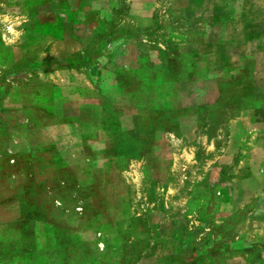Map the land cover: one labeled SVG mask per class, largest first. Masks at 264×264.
Here are the masks:
<instances>
[{"label":"rangeland","instance_id":"374dc122","mask_svg":"<svg viewBox=\"0 0 264 264\" xmlns=\"http://www.w3.org/2000/svg\"><path fill=\"white\" fill-rule=\"evenodd\" d=\"M89 1L0 0L1 113L9 91L19 86L24 90L31 83H38L44 77L40 73L51 62L49 44L32 40L39 28L31 21L48 24L54 20L46 10L40 14L39 8L59 4V13H54L61 18L68 5ZM149 2H153L154 9L148 12ZM108 3L122 6L123 18L137 19L138 36L152 42L156 61L166 75L184 78L189 101L187 119L156 112L151 120L140 119L141 149L152 150V137L165 134L166 141L171 142L173 173L148 180L142 171L145 164L142 154L137 157L140 160L136 162L138 172L132 182L136 198L132 207L140 210V214L124 225L128 232L122 235L129 254L135 252L138 243L140 257L146 260L144 264H264V149L258 138L263 124L247 122V111L258 110L264 104V91L260 90L264 80L261 72L264 0H257V4H247V0H108ZM217 6L219 9H212ZM72 13L68 12L76 16ZM75 29L59 28L61 37L66 30L72 33ZM247 41H252L248 45L253 54L246 53L251 56L243 57ZM191 43L203 46V54H198L197 45L192 47ZM140 46L141 50L150 51L142 42ZM61 61L60 67L68 66L66 58L61 57ZM206 62L210 68L224 63L221 70L229 73H219L213 76L214 81L196 85L195 77L202 76L199 72L195 76V67ZM231 64L235 67H229ZM60 81L67 79L61 75ZM33 97L24 91L25 99ZM167 160L168 157L161 156L157 161L165 165ZM17 161L13 155L10 164L14 167ZM13 167L0 170V203L8 200L10 187L4 179L11 176L12 190L14 186L23 190L25 220L0 224L2 264L4 260L19 262L23 253L34 259L30 254L33 247L25 242L32 238L28 228L42 210L32 189L24 183L31 179V171ZM162 180L168 185H163ZM20 184L24 186L21 188ZM61 186L62 196L75 200V212L84 213L86 205L80 200L87 192H78L72 182ZM18 194L12 199L19 200ZM147 196L155 202H148ZM109 211L115 215V206L109 207ZM3 216L2 210V223ZM105 222L103 219L102 224ZM99 232L94 241L97 250L103 252L105 234Z\"/></svg>","mask_w":264,"mask_h":264},{"label":"crops","instance_id":"0c3cea01","mask_svg":"<svg viewBox=\"0 0 264 264\" xmlns=\"http://www.w3.org/2000/svg\"><path fill=\"white\" fill-rule=\"evenodd\" d=\"M249 3L257 4V0H247ZM59 7L52 4L39 8V13L46 10L54 16L50 23L31 21L39 28L32 40L50 47L51 62L40 73L43 79L34 82L35 86L29 83L24 90L20 86L10 90L0 112V170L13 167L10 164L13 155L18 158L13 168L31 171V179L24 183L32 189L37 205L42 208L28 228L32 238L25 242L33 247L30 254L34 259L23 253L19 262L4 260L3 264H144L139 244L129 254L122 237L128 232L124 225L140 214V210L132 207L136 200L132 182L138 172L137 157L142 154L145 161L142 171L148 180L165 173L170 176L173 162L171 142L166 141L165 134L152 137V150L141 149L140 119L151 120L155 112L187 119V87L184 78L173 79L164 73L156 61L152 42L138 36L137 19L120 15L122 6L108 0H90L68 5L61 18L57 15ZM146 9L153 10V2L147 3ZM67 11L75 12L76 16ZM64 26L76 29L72 33L66 30L61 37L59 28ZM141 42L150 51L141 50ZM251 42L247 41L245 54H253L248 45ZM191 44L195 47L198 43ZM196 49L200 55L205 51L201 45ZM61 57L67 59L68 66L60 67ZM222 65L216 63L210 68L207 62L197 63L194 74L199 72L202 78L195 77L196 85L214 81L213 76L219 73H229L221 70ZM261 72L264 74V70ZM61 75L67 82L60 81ZM260 87L263 92L264 80ZM25 90L34 97L25 99ZM263 106L247 111V122L263 124L258 138L264 149ZM161 156L169 158L167 164L157 161ZM11 178L4 179L10 189L8 200L0 203V212L4 211L1 225L25 220L23 190L17 186L12 190ZM67 182H72L78 192H87L82 200L79 198L86 205L84 213L75 212V200L68 197V192V198L62 196L61 185ZM162 184L168 185L163 180ZM17 194L20 199L13 200ZM147 201L155 202L149 198ZM113 206L115 215L109 211ZM99 231L105 234L103 252L97 250L94 241Z\"/></svg>","mask_w":264,"mask_h":264}]
</instances>
